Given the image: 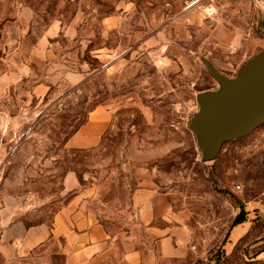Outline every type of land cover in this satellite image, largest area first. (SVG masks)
<instances>
[{"label": "rangeland", "instance_id": "rangeland-1", "mask_svg": "<svg viewBox=\"0 0 264 264\" xmlns=\"http://www.w3.org/2000/svg\"><path fill=\"white\" fill-rule=\"evenodd\" d=\"M260 52L264 0H0V216L50 223L74 172L111 219L163 194L186 264H264V125L207 163L189 128L205 61L233 78ZM98 107L101 144L68 148Z\"/></svg>", "mask_w": 264, "mask_h": 264}, {"label": "crops", "instance_id": "crops-1", "mask_svg": "<svg viewBox=\"0 0 264 264\" xmlns=\"http://www.w3.org/2000/svg\"><path fill=\"white\" fill-rule=\"evenodd\" d=\"M111 122L108 110L96 108L67 147H98ZM64 185L68 198L50 223L0 216V264H186L190 238L172 228L163 194L137 191L129 218L116 220L96 211V190L82 187L76 173H68Z\"/></svg>", "mask_w": 264, "mask_h": 264}, {"label": "water", "instance_id": "water-1", "mask_svg": "<svg viewBox=\"0 0 264 264\" xmlns=\"http://www.w3.org/2000/svg\"><path fill=\"white\" fill-rule=\"evenodd\" d=\"M205 66L220 89L197 96L200 109L189 128L207 163L218 158L225 144L264 125V52L248 60L233 78L219 73L209 61Z\"/></svg>", "mask_w": 264, "mask_h": 264}, {"label": "trees", "instance_id": "trees-1", "mask_svg": "<svg viewBox=\"0 0 264 264\" xmlns=\"http://www.w3.org/2000/svg\"><path fill=\"white\" fill-rule=\"evenodd\" d=\"M244 220L242 219V218H238L237 220H236V224H240V223H242Z\"/></svg>", "mask_w": 264, "mask_h": 264}]
</instances>
